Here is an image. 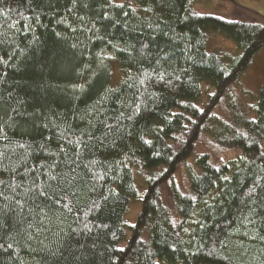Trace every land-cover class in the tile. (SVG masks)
Here are the masks:
<instances>
[{
  "label": "trees",
  "instance_id": "16d2710c",
  "mask_svg": "<svg viewBox=\"0 0 264 264\" xmlns=\"http://www.w3.org/2000/svg\"><path fill=\"white\" fill-rule=\"evenodd\" d=\"M135 1L133 14L128 3L116 2L126 4L121 10L106 7L108 0H81L71 12L70 0H3L0 56L9 66L0 71L8 72L6 87L24 102L26 115L5 128L11 143L0 140V151L21 152L17 142L35 145L53 135L54 128L43 127L59 122L53 113L87 127L73 114L100 107L106 90L119 88L102 101L100 118L114 123L121 111L132 115V102L140 110L132 120L121 119L122 131L94 149L95 159L112 165L95 169L106 174L95 192L86 193L100 204L88 219L108 225L93 228L100 233L99 251L109 249L96 264H108L109 256L114 264H264V207L257 202L254 225L245 219L253 207L245 193L258 177L257 192L264 194V76L256 106L229 95L264 45V16L239 4L222 16L198 12L191 0ZM145 7L153 11L144 13ZM104 12L110 21L102 19ZM209 31L224 35L233 49L209 48ZM113 62L120 78L111 85ZM94 131L101 135L99 123ZM207 134L209 145L196 150ZM135 171L145 189L125 237V214L131 199H138ZM19 256L23 264H44L39 253ZM0 264L20 261L4 255Z\"/></svg>",
  "mask_w": 264,
  "mask_h": 264
},
{
  "label": "snow or ice",
  "instance_id": "6c2138e0",
  "mask_svg": "<svg viewBox=\"0 0 264 264\" xmlns=\"http://www.w3.org/2000/svg\"><path fill=\"white\" fill-rule=\"evenodd\" d=\"M33 2L34 0H28L29 5ZM2 3L3 0H0V5ZM70 3L69 12L77 8L81 0H70ZM83 7L87 8L88 4L84 3ZM106 7L123 10L126 4L108 0ZM127 7L133 14L137 12V7L133 6L131 0ZM151 11L153 9L150 7L143 9L144 13ZM3 13V7H0V14ZM123 15L127 17L129 13L125 11ZM25 19H31V17ZM36 19L39 20V16ZM79 19L84 18L79 17ZM102 19L111 20L107 12H104ZM118 23H120L118 20L115 21L113 26ZM92 27L95 28V23ZM96 30L99 31V29ZM163 34L167 35L166 32ZM108 43L111 44V41ZM119 50L124 51V49ZM6 55L9 60L12 59L11 54L6 53ZM0 65L5 68L9 66L3 56H0ZM7 76V71H0V140L10 144L11 140L5 134V128L16 124V118L26 113L22 111L24 102L17 98L13 89L6 87ZM160 79L163 80L164 76L160 75ZM129 80H133V77H129ZM124 83L129 87L135 86L128 81ZM139 83L143 85L145 81L140 80ZM117 92L119 88L108 89L99 102L100 107L85 114H73V120L86 121L87 127L81 128L79 123L73 126L67 117L61 119L53 113L59 122L50 121L43 124L44 128L55 129L53 135L42 137L41 142L35 145L17 142V146L23 150L21 152L0 151V256L15 257L20 264H23L19 252L27 251L30 255L42 254L44 264H96L97 257H103L104 253L109 252L107 247H104L103 253L99 251L97 241L100 239V233H93V228L103 229L108 228V225L92 224L88 219L91 213L99 210L100 204L97 200L87 197L86 193L95 192L96 181L103 179L106 174L97 173L95 169L112 167V165H106V162L95 159L94 149L97 146H104L106 141L113 137L114 132L122 131L121 119L132 120L140 110V105L132 102L128 105L130 108H135L132 115L125 116V113L121 111L119 116L114 118V123H108L107 116L101 119L100 117L104 115L102 101L107 98V94ZM117 103L123 106L125 102L117 98ZM28 115L36 119H48V117L37 116L36 113ZM96 123H99L103 129L100 136H97L94 131ZM53 141L55 147H53ZM145 143L150 142L145 141ZM260 155L264 158V152ZM90 156L93 158H89ZM223 179L229 178L223 177ZM261 187L258 177L245 193L248 202L253 205L249 209L251 218L245 217L249 224L254 225V217L258 214L255 207L257 202L264 207V194L257 192V189ZM99 199L106 201L108 197L101 195ZM172 223L175 226V221ZM260 239H264V236ZM89 240L92 242L88 243ZM173 250H175L174 246ZM115 251L123 253L125 249L119 248ZM151 255L149 252L148 256L151 257ZM107 260L108 264H114L112 257H107Z\"/></svg>",
  "mask_w": 264,
  "mask_h": 264
},
{
  "label": "rangeland",
  "instance_id": "374dc122",
  "mask_svg": "<svg viewBox=\"0 0 264 264\" xmlns=\"http://www.w3.org/2000/svg\"><path fill=\"white\" fill-rule=\"evenodd\" d=\"M193 6L198 12L205 13H216L222 16H229L230 11L237 4L247 7L251 10L256 11L260 15L264 16V0H191ZM116 2H126L129 0H116ZM133 6H137L135 0H131ZM207 45L211 49L229 48L233 49L232 42L227 39L224 35L216 31H209L207 33ZM264 76V45L260 47L250 58L249 65L242 72L238 78L235 87L230 90V96L234 97L236 102L242 104H248L252 107L256 106L257 99L259 96V89ZM120 78V72L115 62L111 66V80L109 84L114 85ZM210 126V123H209ZM209 135L202 136L198 145V151H201L209 145ZM135 180L139 186L137 194L138 199H131L128 210L125 214V237L129 234L128 226L135 221L136 214L140 207L139 197L142 195L145 189V182L143 175L135 171ZM124 237V238H125Z\"/></svg>",
  "mask_w": 264,
  "mask_h": 264
}]
</instances>
